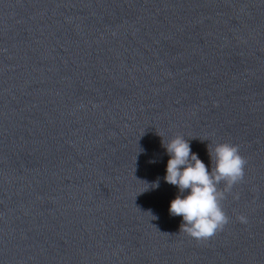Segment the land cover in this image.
<instances>
[{
  "label": "water",
  "instance_id": "water-1",
  "mask_svg": "<svg viewBox=\"0 0 264 264\" xmlns=\"http://www.w3.org/2000/svg\"><path fill=\"white\" fill-rule=\"evenodd\" d=\"M177 135L247 161L207 240ZM0 264H264V0H0Z\"/></svg>",
  "mask_w": 264,
  "mask_h": 264
},
{
  "label": "clouds",
  "instance_id": "clouds-1",
  "mask_svg": "<svg viewBox=\"0 0 264 264\" xmlns=\"http://www.w3.org/2000/svg\"><path fill=\"white\" fill-rule=\"evenodd\" d=\"M162 144L170 157L164 179L176 186L180 193L171 201L169 208L172 216L182 217L179 233L196 240L210 239L229 222L222 202L226 193L243 180L247 161L237 145L227 142L208 145L212 165L209 170L192 152L185 137L177 135L167 143L162 140ZM222 184L223 188L220 187ZM158 186L159 181L152 185L154 188ZM186 191L187 194L182 195ZM238 219L246 222L244 216Z\"/></svg>",
  "mask_w": 264,
  "mask_h": 264
}]
</instances>
